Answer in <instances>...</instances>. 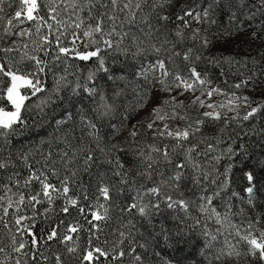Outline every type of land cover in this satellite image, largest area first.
I'll return each instance as SVG.
<instances>
[{
	"label": "snow or ice",
	"instance_id": "6c2138e0",
	"mask_svg": "<svg viewBox=\"0 0 264 264\" xmlns=\"http://www.w3.org/2000/svg\"><path fill=\"white\" fill-rule=\"evenodd\" d=\"M261 85L264 0H0V264H264Z\"/></svg>",
	"mask_w": 264,
	"mask_h": 264
},
{
	"label": "trees",
	"instance_id": "16d2710c",
	"mask_svg": "<svg viewBox=\"0 0 264 264\" xmlns=\"http://www.w3.org/2000/svg\"><path fill=\"white\" fill-rule=\"evenodd\" d=\"M214 51L218 56L228 57L233 56L237 59L242 58L249 54L251 50V54L255 55L258 48H261V44L259 41L255 43H250L246 36H237V37H223L215 42ZM213 73L218 75V72L213 69ZM253 98L261 99L264 98V85H261L255 92H249ZM54 125H50L49 122L43 123L40 127H37L35 130L29 133V136L32 138L33 142L39 140L41 137L46 136ZM250 151L255 152L257 156H260L261 153H264V140L260 137L251 138L249 140ZM254 163V161H253ZM244 168L245 166L236 162L233 168V176L234 180L233 189L239 190L244 188L246 185V179L244 178ZM250 170V169H249ZM258 180L261 186H264V172H258ZM258 202L264 205V196H261ZM40 226L38 225L37 228ZM200 259L196 250H192V259L185 261V264H196V262Z\"/></svg>",
	"mask_w": 264,
	"mask_h": 264
},
{
	"label": "rangeland",
	"instance_id": "374dc122",
	"mask_svg": "<svg viewBox=\"0 0 264 264\" xmlns=\"http://www.w3.org/2000/svg\"><path fill=\"white\" fill-rule=\"evenodd\" d=\"M142 115H143V113H142Z\"/></svg>",
	"mask_w": 264,
	"mask_h": 264
}]
</instances>
